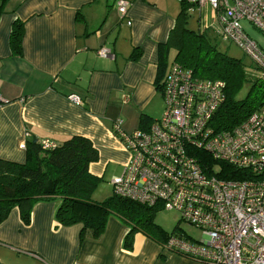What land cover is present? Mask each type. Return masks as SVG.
<instances>
[{
  "label": "crops",
  "instance_id": "obj_1",
  "mask_svg": "<svg viewBox=\"0 0 264 264\" xmlns=\"http://www.w3.org/2000/svg\"><path fill=\"white\" fill-rule=\"evenodd\" d=\"M128 1L124 18L115 0L6 2L0 15L1 159L24 162L30 138L58 145L83 136L98 152L89 172L102 179L92 198L113 194L110 180L128 161L113 125L130 133L141 127V118L161 116L164 103L155 86L159 44L166 43L180 11L172 0ZM198 14L202 29L215 33L210 8ZM15 21L23 23L20 56L9 45ZM102 46L110 50L108 57L97 55ZM133 52L136 59L130 58ZM58 204V198L35 203L27 225L14 207L0 223V248L17 254L22 264H206L163 248L138 230L126 248L130 226L115 215L99 238L80 241V223L55 227Z\"/></svg>",
  "mask_w": 264,
  "mask_h": 264
},
{
  "label": "built area",
  "instance_id": "obj_2",
  "mask_svg": "<svg viewBox=\"0 0 264 264\" xmlns=\"http://www.w3.org/2000/svg\"><path fill=\"white\" fill-rule=\"evenodd\" d=\"M179 2L190 11L208 6L217 36L235 43L264 77V49L242 27L248 21L264 33V0ZM114 4L124 18L129 1ZM96 53L108 57L110 50L102 46ZM225 86L170 63L161 84V116L130 133L114 123L128 161L110 183L116 195L175 211L201 231L200 241L171 235L163 248L206 264H264V103L239 124L217 130L213 117ZM68 98L82 104L74 94ZM40 144L56 146L49 140Z\"/></svg>",
  "mask_w": 264,
  "mask_h": 264
},
{
  "label": "trees",
  "instance_id": "obj_3",
  "mask_svg": "<svg viewBox=\"0 0 264 264\" xmlns=\"http://www.w3.org/2000/svg\"><path fill=\"white\" fill-rule=\"evenodd\" d=\"M7 1L0 0V15ZM180 3L185 7L184 3ZM183 10L166 43L159 44L156 89L160 92L162 79L170 64L169 52L174 48L176 53L173 62L191 69L200 78L220 79L225 82V99L213 117V124L217 130L230 129L264 103V77L252 82L246 96L237 100L235 95L244 79L241 61L215 52L211 46L202 51L203 43L198 37L205 40L206 36L202 37L185 27ZM22 37L23 23L15 21L9 35V45L15 56L22 54ZM138 55L133 52L130 58L136 59ZM151 121L141 118L139 124L145 128ZM25 151L26 157L22 163L0 158V223L17 207L22 222L27 225L35 203L58 198L59 204L54 215L55 227L80 223V241L86 237L99 238L111 215L117 216L130 226L124 241L126 248H131L136 230L162 244L171 235L187 239L184 234L175 233L176 228L167 233L157 226L152 220L156 210L154 207L115 193L102 201L92 198L102 179L89 172V164L97 161L98 152L88 138L72 135L50 149H43L40 141L30 138L25 143Z\"/></svg>",
  "mask_w": 264,
  "mask_h": 264
},
{
  "label": "rangeland",
  "instance_id": "obj_4",
  "mask_svg": "<svg viewBox=\"0 0 264 264\" xmlns=\"http://www.w3.org/2000/svg\"><path fill=\"white\" fill-rule=\"evenodd\" d=\"M172 1H174L180 8V11L177 14V18L184 8L183 13L185 18V27L189 30H192L193 33L201 35L202 37L206 36V41L198 37L201 40V43H203L201 47L202 51H205L206 49H208V46H211L215 49V52L222 53L227 57L241 61L244 68V79L241 88L237 92L235 97L237 100L243 99L249 91L252 82L260 77V71H258V69L253 66L250 58L235 43L229 40L221 39L212 30H203L199 23L198 11L188 10L186 7H183L181 5L179 0ZM242 27L245 33L252 40H254L261 49H264V33H262L248 21L243 20ZM175 53V49L171 48L168 56L169 63L174 61ZM152 220L157 226H159L163 231H166L167 233H171L176 228L177 230L175 233L184 234L188 240L200 241L201 239V231L193 227L186 221L180 219L178 213H176L175 211L158 208L153 213ZM17 256V254L10 253L5 249L0 248V257L1 259H5L2 261H7L5 262L7 264H22L21 257L17 258Z\"/></svg>",
  "mask_w": 264,
  "mask_h": 264
}]
</instances>
